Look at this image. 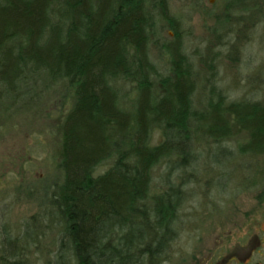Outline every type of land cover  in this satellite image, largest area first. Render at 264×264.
Listing matches in <instances>:
<instances>
[{"label": "trees", "instance_id": "16d2710c", "mask_svg": "<svg viewBox=\"0 0 264 264\" xmlns=\"http://www.w3.org/2000/svg\"><path fill=\"white\" fill-rule=\"evenodd\" d=\"M261 1L230 0L227 9L259 22ZM168 11V0H0V109L24 100L39 76L73 95L62 179L18 233L2 227L0 264L195 260L175 247L184 230L196 237L201 229L181 215L187 187L203 185L214 154L253 163L264 155V103L228 102L217 71L198 74L178 35L161 47L164 74L152 60L153 38L162 21L176 32ZM245 20L227 12L218 25ZM240 35L229 58L242 52ZM199 89L208 90L202 100ZM232 141L236 152L223 146Z\"/></svg>", "mask_w": 264, "mask_h": 264}, {"label": "rangeland", "instance_id": "374dc122", "mask_svg": "<svg viewBox=\"0 0 264 264\" xmlns=\"http://www.w3.org/2000/svg\"><path fill=\"white\" fill-rule=\"evenodd\" d=\"M229 3L168 0L169 15L179 25L175 32L167 21L159 22L152 60L166 74L170 65L161 47L178 35L198 74L207 77L210 66L217 71L216 85L228 102L264 103V14L258 22L244 11H229ZM227 12L246 20L221 27L218 17ZM237 35L244 43L242 52L229 58ZM207 91L199 89L197 99L202 100ZM25 95L24 100L0 109V238L2 227L18 233L26 219L40 211L47 190L62 179V128L73 95L65 84L49 85L44 76L33 78ZM158 140L155 133L153 142ZM223 146L236 152L238 142ZM214 157L208 162L211 169L202 175L203 185H188L181 212L184 220L191 217L192 224L200 225V232L193 237L184 230L176 250L195 254L191 264H228L230 257L238 261L251 257L256 264H264V155L255 163L247 157L224 161L219 155ZM165 171V167L156 169V183L162 182ZM252 176L253 184L248 181Z\"/></svg>", "mask_w": 264, "mask_h": 264}, {"label": "flooded vegetation", "instance_id": "af4514ba", "mask_svg": "<svg viewBox=\"0 0 264 264\" xmlns=\"http://www.w3.org/2000/svg\"><path fill=\"white\" fill-rule=\"evenodd\" d=\"M253 255H254V253H253ZM242 262V263H238V262ZM237 260V258H233V257H230V261L228 262V264H256V262H253L252 261V258L251 257H249L248 259L246 258H244L243 260Z\"/></svg>", "mask_w": 264, "mask_h": 264}, {"label": "water", "instance_id": "95a60500", "mask_svg": "<svg viewBox=\"0 0 264 264\" xmlns=\"http://www.w3.org/2000/svg\"><path fill=\"white\" fill-rule=\"evenodd\" d=\"M215 1H216V0H210V3H211V4H214Z\"/></svg>", "mask_w": 264, "mask_h": 264}]
</instances>
